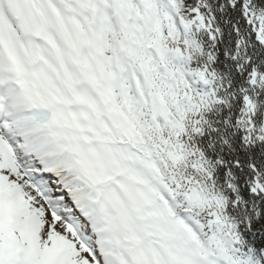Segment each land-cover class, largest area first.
Segmentation results:
<instances>
[{"label":"snow or ice","instance_id":"obj_1","mask_svg":"<svg viewBox=\"0 0 264 264\" xmlns=\"http://www.w3.org/2000/svg\"><path fill=\"white\" fill-rule=\"evenodd\" d=\"M0 264H264V0H0Z\"/></svg>","mask_w":264,"mask_h":264}]
</instances>
